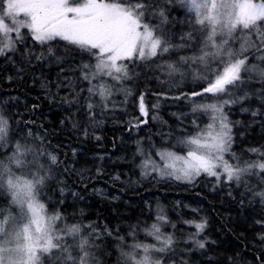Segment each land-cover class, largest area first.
Segmentation results:
<instances>
[{"label":"trees","instance_id":"obj_1","mask_svg":"<svg viewBox=\"0 0 264 264\" xmlns=\"http://www.w3.org/2000/svg\"><path fill=\"white\" fill-rule=\"evenodd\" d=\"M150 2L154 14H146L145 20L157 34L162 29L173 45L184 43L181 36L191 30L194 13L179 0ZM159 10L164 11L166 23H161ZM238 45L236 41L234 46ZM18 49L0 56V116L8 121V134L0 141V162L17 175L46 177L38 188L39 200L47 210L60 215L61 227H82L80 236L91 245L90 264H125L122 253L133 251L132 245L159 246L147 234L153 224L174 240L167 252L152 253L164 264H264V202L255 195L264 191V184L258 175H244L239 185L223 178L217 182L204 174L189 183L150 170L149 161L154 162L157 156L153 147L185 153L186 148L174 142L195 133L193 120L200 128L211 122L209 114L192 112L190 99L192 92L206 86L207 81L199 77L209 73L208 69L200 62L192 67L191 61L180 60L198 54L195 46L171 48L147 61V69L138 62L141 66L135 68L134 78L116 85L130 89L131 95L126 100L122 92L114 95L115 107L110 101L103 111L94 108L91 120L86 118L84 106L91 85L83 78L88 69L82 67L95 63L89 53L63 41L54 42L51 53L47 45L32 42L27 48L18 45ZM169 63L178 68L171 75ZM210 63L213 68L221 66L216 61ZM190 69L198 78L189 79L194 71ZM251 75L234 93L241 96L248 91L249 98L224 108L233 126L231 151L241 166L244 161L259 159L248 149L264 151V115L251 114L253 110L264 113V84ZM101 80L116 83L102 77L92 84ZM140 95L149 111L147 123L141 122L145 117L139 112ZM92 99L99 102L98 97ZM194 99L212 102L216 98L205 94ZM17 144L24 153L21 168L10 161L18 155ZM227 157L237 163L230 153ZM11 200L9 192L0 188V209L5 215L18 212ZM189 221L207 222L195 237L207 241L205 248H198L191 239L197 230ZM67 243L76 241L68 237ZM136 252L142 255L139 249ZM43 264H49L48 257Z\"/></svg>","mask_w":264,"mask_h":264},{"label":"snow or ice","instance_id":"obj_2","mask_svg":"<svg viewBox=\"0 0 264 264\" xmlns=\"http://www.w3.org/2000/svg\"><path fill=\"white\" fill-rule=\"evenodd\" d=\"M179 2L188 12L194 13V19L191 30L181 36L184 43L173 45L162 29L157 34L156 28L145 20L146 14H154L150 0H0V56L18 51V45L27 48L29 42L42 47L47 45V51L51 53L54 42L58 41L89 53L95 63L82 67L88 69L83 78L91 85L84 103L87 109L85 116L91 120L95 115L93 109H107L114 95L122 92L125 100L131 95L130 89L117 88L116 85H123L124 81L134 78L135 68L141 66L138 62H143V68L147 69V61L163 56L171 48L195 46L198 54L181 56L180 60L184 63L200 62L208 69L209 76L199 77L207 81L206 86L201 91L192 92L190 99L192 112L209 114L211 122L200 128L193 120L195 133L179 141L187 149L186 155L158 150L164 165L160 167L152 162V171H158L162 177H174L189 183L205 174L215 177L217 182L223 178L227 182L235 181L237 185L244 175H258L264 184V151L255 147L248 149L259 159L244 161L241 166L239 158L231 151L233 126L224 111L225 106L249 98L248 91L241 96L234 93L252 79L251 74L264 84V0ZM159 16L162 24L167 22L163 10H159ZM236 41H239L238 47L234 46ZM249 60L254 62L250 64ZM211 61L221 66L213 68ZM167 68L169 75L178 71L173 63L167 64ZM102 77L116 83L108 84L101 80L92 84L93 80ZM205 94L216 99L212 102L195 101V97ZM93 97H98L99 102H94ZM138 99L139 112L145 117L141 122L147 123L149 111L144 96L140 95ZM112 106L115 107L114 101ZM242 110L248 111L247 108ZM251 114L264 115L259 110H253ZM7 134L8 121L0 116V141ZM16 152L18 155L11 157L10 161L21 168L25 161L21 159L24 153L19 144ZM226 153H230L237 163H229L225 159ZM51 160L55 163L57 157L53 155ZM45 179L43 175H17L10 166L0 162V188L9 192L12 204L19 208L18 213L9 211L6 215L0 209V264H43L45 255L49 264H90L88 249L91 245L87 238L80 236L82 227L72 225L57 229L55 222L61 219L60 215L47 214L45 205L39 201L38 188L45 184ZM255 195L264 202V191ZM158 219L163 220L164 217ZM187 223L197 230L191 239L198 248H205L207 241L196 240L195 237L205 230L207 222ZM147 234L153 236L159 246L132 245L133 251L122 253L125 264H164L162 258H154L152 253L167 252L174 244L173 237L163 235L157 224H153ZM68 237L76 243H67ZM137 249L142 255L137 254Z\"/></svg>","mask_w":264,"mask_h":264},{"label":"rangeland","instance_id":"obj_3","mask_svg":"<svg viewBox=\"0 0 264 264\" xmlns=\"http://www.w3.org/2000/svg\"><path fill=\"white\" fill-rule=\"evenodd\" d=\"M190 65L192 66V67H194L195 65H196V63H190ZM190 70H194V69H190ZM193 75H186V76H189V79H195V78H198V76L197 75H195L197 72L194 70L193 72ZM205 76H209V73H207ZM174 144H176L177 146H180L181 147V144H179V141H177V142H174ZM153 146V145H152ZM148 147V146H147ZM153 149L154 150H156V151H158V150H171V151H175V150H172V149H168V148H158V147H153ZM186 151H187V149H186ZM177 154H179V155H186V152L185 153H180V152H177V151H175ZM227 154L228 153H226L225 154V159L226 160H228V157H227ZM152 161H154L157 165H159L160 167H163V165H164V161H161V159H160V157H159V155L157 154V156H156V158L155 159H152ZM229 161V160H228ZM149 163H150V167H151V171H152V163L149 161ZM229 163H231V162H229ZM152 172H155L158 176H160V177H162L160 174H159V172L158 171H152ZM201 175H203V174H201ZM200 175V176H201ZM205 175V174H204ZM163 177H168V176H163ZM199 177V176H198ZM171 178H174V177H171ZM197 178V177H196ZM195 178V179H196ZM175 179V178H174ZM177 180V179H176ZM180 181H184V180H180ZM40 201V200H39ZM41 202V201H40ZM42 203V202H41ZM18 207V206H17ZM45 209H46V213L47 214H49V215H51V214H54L53 212H50L49 210H47V208H46V206H45ZM18 212H19V208H18ZM18 212H15V213H12V214H16V213H18ZM55 224H56V228L57 229H60V228H62L60 225H59V220L58 221H56L55 222ZM46 258H47V256L45 255L44 256V259H43V263H44V261L46 260Z\"/></svg>","mask_w":264,"mask_h":264}]
</instances>
